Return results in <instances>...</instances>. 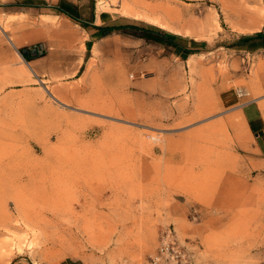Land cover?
<instances>
[{"label": "rangeland", "instance_id": "obj_1", "mask_svg": "<svg viewBox=\"0 0 264 264\" xmlns=\"http://www.w3.org/2000/svg\"><path fill=\"white\" fill-rule=\"evenodd\" d=\"M131 1L0 18V264H153L166 228L167 264H264V153L243 115L264 117V49L235 47L264 32V0ZM100 11L205 46L185 61L129 30L91 40Z\"/></svg>", "mask_w": 264, "mask_h": 264}, {"label": "crops", "instance_id": "obj_2", "mask_svg": "<svg viewBox=\"0 0 264 264\" xmlns=\"http://www.w3.org/2000/svg\"><path fill=\"white\" fill-rule=\"evenodd\" d=\"M81 4H82L81 0H0V18L5 20L8 17H14V18L20 16L27 17L28 15H34L35 13H37L40 15L48 14V15H53L55 17L75 20L76 15L80 12ZM125 17L114 16L110 14L108 11H100L98 13L95 12L92 15V20L89 22V25L87 26V31H88L87 34L89 35L91 40L102 38L103 36L106 35L107 32L113 31V30H108L107 29L108 26L113 24L131 23V20H128ZM114 30L130 31L129 28L114 29ZM164 32L165 33H160L161 42H154V43L169 47L172 50V54L174 55V57L178 60L186 61L189 56L195 55L199 49H202L205 46V41L203 39L189 37L173 31H164ZM97 34L100 35L97 36ZM254 41L256 43L253 44H257L256 45L257 48L254 49H264V47L259 46L264 44V38L258 37L253 39L252 42ZM15 42H16V46L17 44L20 43L18 42V40H15ZM243 115L245 116L246 127L249 129V132L255 136L257 140L258 150L264 153V117H262V115L258 112L255 111L251 112L248 111L247 109H243ZM57 264H85V263L78 259L63 258L59 260Z\"/></svg>", "mask_w": 264, "mask_h": 264}, {"label": "trees", "instance_id": "obj_3", "mask_svg": "<svg viewBox=\"0 0 264 264\" xmlns=\"http://www.w3.org/2000/svg\"><path fill=\"white\" fill-rule=\"evenodd\" d=\"M129 28L131 31V34L137 35L140 38H143L148 41H153V42H161L160 39V33H165L158 27H155L153 25H147V24H140L137 21H132L131 23L128 24H113L107 27L108 30H114V29H125ZM264 38V32L259 31L255 32L251 35H242L240 37L239 42L235 45L237 49H244L245 46L243 45L245 41H247L250 38ZM243 43V44H242ZM257 44L252 45L253 48L256 47ZM260 47H264V44L259 45ZM21 55L26 59V60H31L35 58L36 56H29L27 52H25L23 49H20Z\"/></svg>", "mask_w": 264, "mask_h": 264}, {"label": "built area", "instance_id": "obj_4", "mask_svg": "<svg viewBox=\"0 0 264 264\" xmlns=\"http://www.w3.org/2000/svg\"><path fill=\"white\" fill-rule=\"evenodd\" d=\"M179 257H181V250L171 229L162 230L156 251L150 257L151 263L161 264V262H164L167 264L168 262H176Z\"/></svg>", "mask_w": 264, "mask_h": 264}, {"label": "bare ground", "instance_id": "obj_5", "mask_svg": "<svg viewBox=\"0 0 264 264\" xmlns=\"http://www.w3.org/2000/svg\"><path fill=\"white\" fill-rule=\"evenodd\" d=\"M124 2V1H123ZM132 2V4L133 5H137V6H144V7H149V8H152V7H154V6H157L156 4H152L151 2H147V1H145V0H132L131 1ZM129 4L128 3H124V6L123 7H126L125 9L123 8V11L121 10V12L123 13V14H126V15H132L133 14V12L131 11L132 9V7H129L128 6ZM161 8V7H160ZM101 9H102V7H101ZM162 10V9H161ZM135 13V12H134ZM136 16V15H135ZM138 16V15H137ZM139 17V16H138ZM101 21V20H100ZM1 24H2V22L0 21V28L3 30V31H6V29H4V27L2 28V26H1ZM189 33V32H188ZM7 39L9 40V42L13 45V47H15L16 48V42H15V40L12 38V37H10V36H8L7 35ZM19 42V41H18ZM23 60H24V58H22ZM51 94V93H50ZM53 98H55L54 96H52ZM55 99H57V98H55ZM226 216V215H225Z\"/></svg>", "mask_w": 264, "mask_h": 264}]
</instances>
